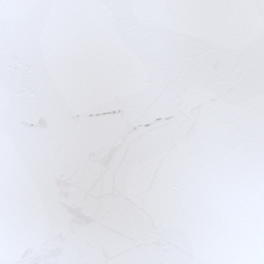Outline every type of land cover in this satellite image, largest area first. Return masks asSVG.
<instances>
[{"label":"water","instance_id":"obj_1","mask_svg":"<svg viewBox=\"0 0 264 264\" xmlns=\"http://www.w3.org/2000/svg\"><path fill=\"white\" fill-rule=\"evenodd\" d=\"M0 264H264V0H0Z\"/></svg>","mask_w":264,"mask_h":264}]
</instances>
